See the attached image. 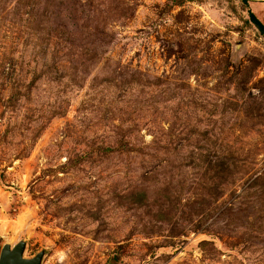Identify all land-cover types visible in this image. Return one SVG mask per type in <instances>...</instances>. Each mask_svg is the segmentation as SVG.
I'll return each instance as SVG.
<instances>
[{"label": "rangeland", "instance_id": "1", "mask_svg": "<svg viewBox=\"0 0 264 264\" xmlns=\"http://www.w3.org/2000/svg\"><path fill=\"white\" fill-rule=\"evenodd\" d=\"M248 1L0 0V256L264 264Z\"/></svg>", "mask_w": 264, "mask_h": 264}, {"label": "water", "instance_id": "2", "mask_svg": "<svg viewBox=\"0 0 264 264\" xmlns=\"http://www.w3.org/2000/svg\"><path fill=\"white\" fill-rule=\"evenodd\" d=\"M26 245L21 243L11 249L9 245L5 246L1 252L0 264H41L43 255L39 254L32 260L24 258Z\"/></svg>", "mask_w": 264, "mask_h": 264}, {"label": "trees", "instance_id": "3", "mask_svg": "<svg viewBox=\"0 0 264 264\" xmlns=\"http://www.w3.org/2000/svg\"><path fill=\"white\" fill-rule=\"evenodd\" d=\"M244 3H248V0H242ZM250 17L253 24L264 34V23L256 16L252 11L250 12Z\"/></svg>", "mask_w": 264, "mask_h": 264}, {"label": "crops", "instance_id": "4", "mask_svg": "<svg viewBox=\"0 0 264 264\" xmlns=\"http://www.w3.org/2000/svg\"><path fill=\"white\" fill-rule=\"evenodd\" d=\"M255 4V3H254ZM259 5V4H258ZM261 5V4H260ZM262 7H259V9L261 10V14L263 15V17H264V4H262L261 5ZM262 16H261V18L263 19V21H264V18H263ZM261 19V20H262Z\"/></svg>", "mask_w": 264, "mask_h": 264}, {"label": "bare ground", "instance_id": "5", "mask_svg": "<svg viewBox=\"0 0 264 264\" xmlns=\"http://www.w3.org/2000/svg\"><path fill=\"white\" fill-rule=\"evenodd\" d=\"M10 247H11V249H13L14 247H16V246H11V245H9Z\"/></svg>", "mask_w": 264, "mask_h": 264}]
</instances>
